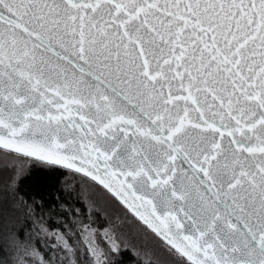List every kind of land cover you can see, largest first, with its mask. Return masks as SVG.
Segmentation results:
<instances>
[{
    "label": "snow or ice",
    "instance_id": "1",
    "mask_svg": "<svg viewBox=\"0 0 264 264\" xmlns=\"http://www.w3.org/2000/svg\"><path fill=\"white\" fill-rule=\"evenodd\" d=\"M0 264H264V0H0Z\"/></svg>",
    "mask_w": 264,
    "mask_h": 264
}]
</instances>
